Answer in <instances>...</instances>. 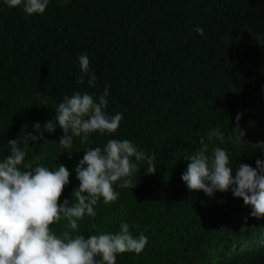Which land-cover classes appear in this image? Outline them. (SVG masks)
<instances>
[{
  "label": "trees",
  "instance_id": "16d2710c",
  "mask_svg": "<svg viewBox=\"0 0 264 264\" xmlns=\"http://www.w3.org/2000/svg\"><path fill=\"white\" fill-rule=\"evenodd\" d=\"M83 54L95 86L81 71ZM105 85L106 113L123 114L115 133H91L86 143L75 137L64 149L57 123L44 140L29 141L25 164L64 165L71 176L59 203L69 206L84 152L110 139L153 155L157 171L149 175L146 161L138 162L136 187L114 184L118 199L101 198L97 215H85L73 235L115 234L127 223L134 238L147 237L139 255L119 254L116 264H264V217L251 216L231 190L208 197L182 181L184 157L202 147L201 138L206 154L226 150L233 177L241 164L264 161V0H49L32 16L0 0V161L10 154L8 141L54 122L65 96L95 99ZM237 114L245 133L239 143L228 139ZM216 128L223 141L208 139ZM66 223L50 227L59 236Z\"/></svg>",
  "mask_w": 264,
  "mask_h": 264
},
{
  "label": "clouds",
  "instance_id": "9594fccd",
  "mask_svg": "<svg viewBox=\"0 0 264 264\" xmlns=\"http://www.w3.org/2000/svg\"><path fill=\"white\" fill-rule=\"evenodd\" d=\"M5 3L9 8L22 6L23 12L32 16L43 14L49 0H5ZM195 31L201 36L204 34L199 26ZM79 64L84 75L89 77V86H95L97 78L94 73L89 74L87 54L79 57ZM108 88L105 85L103 94L95 99L93 95L80 92L65 96L55 110L54 122L46 121L43 129L39 123L34 125L39 135L24 133L23 140L18 137L8 141L10 154L0 161V264H116L117 255H139L145 249L147 237L141 234L134 238L127 223H122L115 234L101 233L85 238L73 233H78V222L85 215H97L94 206L101 198L105 204L118 199L119 193L113 187L118 181L120 188L136 187L131 177L139 171L138 162L146 161L149 175L155 174L157 166L153 155H146L128 140L118 139H110L103 149L86 150L75 168L80 183L73 192L75 202L71 201V206L68 200L59 203L71 176L64 165L53 170L25 164L29 141L44 140V131L54 133L57 123L64 133L59 140L64 149L73 146L75 137L86 143L91 133H115L123 114L109 116L106 113ZM240 119L241 114H237V126L228 137L237 143L245 135L239 127ZM213 137L225 139L219 128L209 132L208 139ZM200 144L202 147L198 151L184 157L188 166L182 181L187 189L202 191L208 197L217 191L231 190L245 206H251V216L264 217V161L256 160L255 168L241 164L233 177L226 150L215 147L209 155L203 138ZM62 219L67 221L65 227L68 230L58 236L50 226ZM261 243L264 244V240Z\"/></svg>",
  "mask_w": 264,
  "mask_h": 264
}]
</instances>
